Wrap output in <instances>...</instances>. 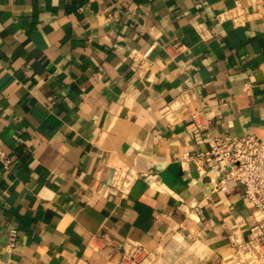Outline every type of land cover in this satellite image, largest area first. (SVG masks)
Instances as JSON below:
<instances>
[{
	"label": "crops",
	"instance_id": "0c3cea01",
	"mask_svg": "<svg viewBox=\"0 0 264 264\" xmlns=\"http://www.w3.org/2000/svg\"><path fill=\"white\" fill-rule=\"evenodd\" d=\"M245 134L264 0H0V264H226L252 204L187 156Z\"/></svg>",
	"mask_w": 264,
	"mask_h": 264
},
{
	"label": "built area",
	"instance_id": "2783aa9c",
	"mask_svg": "<svg viewBox=\"0 0 264 264\" xmlns=\"http://www.w3.org/2000/svg\"><path fill=\"white\" fill-rule=\"evenodd\" d=\"M228 14V13H226ZM152 42L138 58H147L155 47ZM0 158L5 167L10 164L0 150ZM196 167L208 166L216 177L215 187L223 192L229 190V181H237L243 186V196L252 204L253 224L249 235L244 238L234 229L231 234L234 250L224 261L226 264H264V135L245 134L232 139L213 138L206 151L192 153L187 156ZM131 170L118 169L115 179L130 177ZM18 230L11 227L6 245L11 251L17 244ZM152 252L142 245H136L131 251L124 253L117 264H146L152 259ZM148 264V263H147Z\"/></svg>",
	"mask_w": 264,
	"mask_h": 264
}]
</instances>
